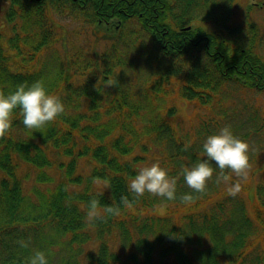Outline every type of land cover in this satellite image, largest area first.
Listing matches in <instances>:
<instances>
[{
  "label": "trees",
  "instance_id": "1",
  "mask_svg": "<svg viewBox=\"0 0 264 264\" xmlns=\"http://www.w3.org/2000/svg\"><path fill=\"white\" fill-rule=\"evenodd\" d=\"M66 1L71 3L70 13H79L97 27L105 24L104 20L112 21L105 28L119 36L127 30L129 22H136L141 36L146 35L155 48L143 49V52L148 68L157 71L148 77L146 85L150 89L158 87L159 93L150 96V100H144L146 94L124 95L119 81L129 79L128 71L122 69L125 63H130L126 60L118 62L117 69L108 60L99 65V55L95 54L88 63L81 64L83 70L79 71L72 69L69 57L63 52L54 57L55 65L48 66L50 56L43 59L42 56L52 47L55 41L52 31L60 25L44 15V8L53 4L61 9L65 0H0V5H7L5 16L9 29L16 32L15 37L5 34L0 21V92L8 95L20 85L31 86L43 81L46 94L67 101L66 96L75 93L74 100L82 107V116L75 115L70 108L59 115V126L72 128L67 133L51 126L28 130L22 124L20 109L13 111L11 128L0 138V264H30L29 245L35 242V230L29 223L36 205L24 193L21 179L25 175L19 174L21 163L29 170L38 171L36 182H45L48 176L62 182L61 158L69 150L75 151L79 143L82 147L75 152L79 158L75 171L81 175L72 179L73 173H70L68 180L80 186L85 182L88 185L105 182V189L91 194L82 189L81 200L73 212L55 194L50 209L56 215L57 208L61 212L69 211L70 217L61 234L69 235L71 243L98 241L97 253L88 256V264H264L262 185L256 186L257 203L253 208L244 191L233 198L227 195L226 187L213 186L215 193L202 201L208 206L204 210L188 211L190 204H182L180 198L190 191L181 183L182 169L178 167L168 175L177 181L175 197L179 203L145 193L135 200L131 209L120 204L121 196L133 200L128 183L141 168L149 165L143 164L149 151L145 142L170 148L172 158L178 153L187 154L177 138L174 114L165 118L163 113L172 96L186 101L199 100L201 104L217 99L220 105L223 101L215 93L228 78L264 91V48L260 46L250 15L255 6L250 0ZM237 8L240 10L236 13ZM104 14L110 16L106 18ZM22 31L24 34L19 36ZM137 43L132 45L133 49ZM197 48L204 51L203 61L198 57ZM119 50L112 48L109 56ZM116 99L119 111L114 114V123L109 125L108 109ZM132 107L140 109L136 111ZM141 111L148 113V124L135 121L134 117ZM201 125L208 128L207 123ZM24 131L33 133L32 142L18 136ZM124 131L134 133L132 142L122 144L120 136L127 135ZM190 154L193 162L199 160V154ZM81 160L85 161L83 166H80ZM211 166L215 177L219 169L215 163ZM87 168L85 181L83 169ZM46 169L57 178L48 172L47 175ZM241 183L244 188L251 185L249 181ZM92 197L99 201L103 218L88 227L85 217ZM157 204L163 214L156 211ZM178 204L182 205L172 208ZM105 206L120 207V215L105 214ZM172 216H181L180 224H172ZM57 224H61L60 220ZM117 238L120 243L112 251L110 243ZM20 240L28 242L27 250L17 243Z\"/></svg>",
  "mask_w": 264,
  "mask_h": 264
},
{
  "label": "rangeland",
  "instance_id": "2",
  "mask_svg": "<svg viewBox=\"0 0 264 264\" xmlns=\"http://www.w3.org/2000/svg\"><path fill=\"white\" fill-rule=\"evenodd\" d=\"M239 7L242 9V5ZM6 9L7 6L6 8L2 9L0 13V21H3L2 24L5 28V34L9 35L10 37H15L16 32L11 31L9 29L8 23L6 22ZM250 15L251 19L256 23L257 29L259 30L258 34L261 40L260 46L264 48V10L260 11L259 13L253 10ZM57 17V22L64 28L63 37L66 44H60L59 47L56 48H64L63 51H66V54L77 53L83 59L88 58L93 52H96L98 55H103V61L108 60L117 69L119 68L118 62H122L123 60L129 61L130 63H125L123 67L120 65L123 70L126 69L128 74H130L129 79H125V82L121 83L122 80L119 81V89L121 88V91L124 93V95L127 96L130 94L134 96L137 94L140 96L142 94H146L143 96L144 100H150V96L157 95L159 93L158 87L150 89V87L146 85V82L149 81L148 77L151 78L157 71L153 67L146 69L144 62L142 61V57L144 56L142 49L143 47H146V49L150 48L151 50L155 48L152 46L151 42L147 41L146 35L141 36L142 31L140 30L137 23L131 22L127 30L124 31L121 36H119L118 33H101L99 28H97L93 23L84 19V16L79 15V13L75 11H72V15L69 17L62 19L59 16ZM18 29L21 30L20 28ZM22 34H24L23 31L19 33V36ZM136 42H138L134 47L136 49H133L132 45ZM117 47L120 50L114 55L109 56V51L112 48ZM52 52H56V54L53 56ZM59 54L60 52L52 47L45 52V55L42 56V59L44 57L47 58L50 56L47 63L49 66L54 64V57ZM105 54L106 57L104 56ZM73 59L78 60L76 57ZM69 60L73 70H83L81 66L82 63L72 61L70 58ZM215 94L216 97L221 98L223 101L220 105L217 103V99L212 100L210 103L201 104L199 100L186 101L180 97L172 96V98L169 100L170 104L166 103L167 105H170V107L166 105L163 113L165 114V118L173 114H175L173 118H176L177 116L174 128L177 132V138L182 141L183 149L186 144H190V147L187 150L188 153L186 156H181L178 153L175 158H172L170 156V148H164L156 144H151V142H145V144L149 146V151L146 154L143 164L149 163L148 167H150L154 163H159L160 167L165 169L168 173L169 171L178 167H180V170L181 166L183 165L184 167H188L187 162L190 159L187 158L191 155V152H193V154H202L204 156V160L206 159V156L203 152V143L209 136L218 134L221 128L227 126L230 128L231 132L236 138L249 145L247 155L249 158L250 170L247 180L252 183L253 186L252 188L242 187V191H244L246 194L248 201L252 203L253 208L257 203L255 199V187L258 185H262L264 187V91H260L257 88L250 86H243L238 81L228 78L224 80L223 84L219 88H217ZM75 95V93H69L66 96L67 101L61 102L63 103L65 110L70 108L75 113V115L82 116V107L80 103H77L74 100V98H76ZM157 97L159 99H163V96ZM114 98H116V96ZM106 103H108V100ZM116 103L117 99L115 100L113 107L108 109L110 123L107 124L109 125L114 123V114H117L119 111H117ZM111 104L112 102L110 105ZM125 107H128L126 100ZM149 108L153 113L152 105ZM133 109L138 111L140 108ZM141 114H138L137 117H134L135 121L138 124H148V113L146 111H141ZM59 118L60 116H58L54 121L47 123L45 127L51 126V128L61 130L60 132L62 133H67L69 131L72 132V128L70 126H67L64 129L59 126V123L57 122ZM171 123H173L172 119ZM202 123H207L208 128H202ZM195 131L197 136H194ZM123 133H126L127 135L120 136L122 144L126 142H132L134 133L129 131H124ZM32 134L33 133L31 132L29 133L24 131L19 133L18 136L20 138H26L27 142H32ZM142 138L143 140L146 139L145 136H142ZM81 147L82 143H79L76 146L75 151L72 152L69 150V152H67V154L62 158L61 174L63 177L68 176L70 173H74L75 170L78 169L79 158L75 157V152L80 150ZM167 157H170V159ZM83 158H87V156ZM80 163V166H83L85 161L81 160ZM212 163L214 164V162ZM255 166H258V173L256 172V176L253 179L250 173L251 169ZM19 170L22 171V174L25 172L34 171V169H27V165H25V163H21ZM83 170L88 174V169ZM253 171H255V168ZM33 174L34 172L31 173V176H33ZM233 179L237 180V177L233 176L232 180ZM212 181H215L214 184H212ZM181 183L184 185L186 190L188 186L186 185L185 181L183 180ZM232 183L234 182L232 181ZM31 184L32 182H27L26 186L30 187ZM55 186L57 185H52V189H54ZM213 186L220 189L226 187V185L223 183L217 184L216 176H213L212 179L207 182L206 190L203 194L193 191L188 194L194 197V202H202L204 198L215 193V191L212 189ZM42 187H44L43 184ZM99 187L100 185L97 183L95 185V189H98ZM263 187L261 188L264 200ZM76 189L81 190L80 186H77ZM54 193L62 197L63 201L72 208V212L75 210V205L81 200L80 193L73 190L66 182L60 183L55 188ZM33 194L37 195L35 192H33ZM29 197L33 200L32 195H29ZM173 201L176 203L180 202L176 198ZM182 204H178L172 208L175 209ZM165 207H167V205H165ZM155 208L156 211H161L159 209V204H157ZM163 213L164 211H161V214ZM47 217L49 218L48 220L45 218L39 220L41 227L39 231L37 229L38 232L36 231L35 233V237L37 238L35 240L37 241L31 242L29 245L30 252L33 255L36 251L45 253V258L49 264H87V259L82 258L84 253L79 252L77 246L74 243L70 245L65 237H61L62 239H60L54 235L55 231L53 227L56 223L57 217L54 214H48ZM180 217L176 218L172 216L170 218L171 220H174L172 224H180ZM263 240L264 238L261 239V241ZM119 243L120 239L117 238L113 243H110V249L115 251L118 248ZM96 246L97 243L90 242L81 248L80 251L86 252L88 250H93L96 248Z\"/></svg>",
  "mask_w": 264,
  "mask_h": 264
},
{
  "label": "clouds",
  "instance_id": "3",
  "mask_svg": "<svg viewBox=\"0 0 264 264\" xmlns=\"http://www.w3.org/2000/svg\"><path fill=\"white\" fill-rule=\"evenodd\" d=\"M17 108L20 109L23 117L22 124L28 130L42 128L65 110L58 96L46 94L43 81L35 82L31 86L20 85L14 93L8 95L0 92V138L5 137L11 128V115ZM189 147L190 144H186L184 150L187 151ZM248 149L249 145L236 138L229 127H223L218 134L209 136L203 143L206 159L191 168L182 166L181 175L189 189L203 194L207 182L213 177L214 169L211 163L214 162L219 169L216 183L226 185L227 195L235 198L242 191L241 182L248 179L250 170ZM233 176L237 177L235 183L231 182ZM176 182V179L169 177L159 163L143 167L128 183V191L132 194L133 200L121 196L120 204L131 209L135 200L143 197L145 193L172 201L176 198ZM180 199L185 204L194 202V197L190 194L183 195ZM98 206L99 201L92 197L85 217L86 226L92 227L96 220L103 218ZM103 212L107 215L119 216L120 207L105 206ZM17 243L21 247H28V242L24 240ZM30 264H48L45 253L36 251L30 258Z\"/></svg>",
  "mask_w": 264,
  "mask_h": 264
},
{
  "label": "flooded vegetation",
  "instance_id": "4",
  "mask_svg": "<svg viewBox=\"0 0 264 264\" xmlns=\"http://www.w3.org/2000/svg\"><path fill=\"white\" fill-rule=\"evenodd\" d=\"M102 1H103V0H100V2H102ZM252 4H254L255 6L257 5V7H259L258 9H260V10H261V9H264V0H261L260 3H258V2H254V1H253ZM63 5L69 7V6L71 5V3L65 0V2L63 3ZM103 16L107 18V17H109L110 15H108V14H104ZM199 53H202V50H201V49L199 50Z\"/></svg>",
  "mask_w": 264,
  "mask_h": 264
}]
</instances>
